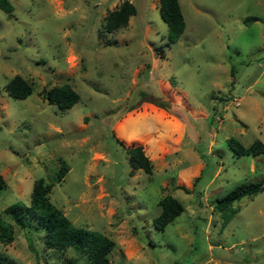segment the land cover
Here are the masks:
<instances>
[{
    "label": "rangeland",
    "instance_id": "1",
    "mask_svg": "<svg viewBox=\"0 0 264 264\" xmlns=\"http://www.w3.org/2000/svg\"><path fill=\"white\" fill-rule=\"evenodd\" d=\"M8 1L11 15L0 8V175L8 184L0 215L28 206L44 179L76 227L116 243L113 264H264V191L216 209L264 177V156L238 157L228 144L264 143V0H179L186 30L176 43L159 0ZM125 1L137 14L106 34L107 15ZM16 76L33 87L25 100L5 90ZM64 85L80 95L68 110L45 99ZM131 145L145 148L151 175L133 167ZM167 195L184 211L162 231L154 220ZM6 219L14 239L0 243V264H87L73 248H49L37 220L21 229Z\"/></svg>",
    "mask_w": 264,
    "mask_h": 264
},
{
    "label": "trees",
    "instance_id": "2",
    "mask_svg": "<svg viewBox=\"0 0 264 264\" xmlns=\"http://www.w3.org/2000/svg\"><path fill=\"white\" fill-rule=\"evenodd\" d=\"M162 20L168 26L169 40L176 43L185 33L186 22L180 6L179 0H159ZM0 8L8 15L13 13V6L8 0H0ZM137 14V8L129 1L122 3L116 10L110 12L104 22L103 28L106 34H115L127 27L130 19ZM256 18L246 20V23L256 22ZM10 97L16 100H25L33 94L32 85L21 76L14 77L5 87ZM45 99L51 105H56L62 110H68L80 101V95L69 85L55 87L47 91ZM123 145V142H121ZM230 148L238 157L242 156H264V143L255 141L250 146H245L238 140L231 138L228 140ZM127 153L131 157L132 165L135 169L143 170L147 174L153 173V164L145 152V148L140 145H131L127 148ZM68 166L63 164L57 175V182H61L68 172ZM200 178L197 179L199 181ZM8 187L6 180L0 175V193ZM53 185L47 184L44 179L35 181L28 206L14 204L8 207L0 215V243H11L14 239L12 223L21 229H26L30 225V220H37L38 224L45 229V244L57 251H66L70 248L84 253L87 256V264H113L110 260L111 253L116 248V243L107 236L76 227L65 214L56 207L51 199L50 192ZM189 193L184 187H181ZM264 191V177L249 185L237 187L224 199L218 202L216 209L225 212L226 208L243 198H252ZM162 207L161 214L155 218L154 226L158 230L164 231L172 224L184 211L183 205L171 195L165 196L159 203ZM233 210L231 219L237 215ZM225 215V214H224ZM226 218L228 223L230 219Z\"/></svg>",
    "mask_w": 264,
    "mask_h": 264
}]
</instances>
